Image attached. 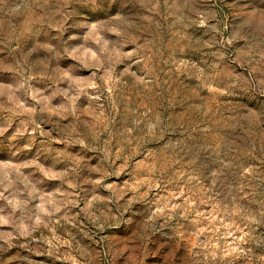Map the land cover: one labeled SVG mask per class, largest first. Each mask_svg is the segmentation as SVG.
<instances>
[{
  "label": "rangeland",
  "instance_id": "obj_1",
  "mask_svg": "<svg viewBox=\"0 0 264 264\" xmlns=\"http://www.w3.org/2000/svg\"><path fill=\"white\" fill-rule=\"evenodd\" d=\"M0 264H264V0H0Z\"/></svg>",
  "mask_w": 264,
  "mask_h": 264
}]
</instances>
